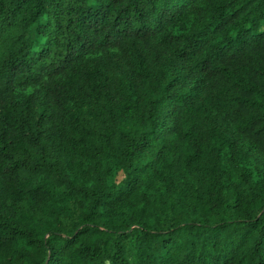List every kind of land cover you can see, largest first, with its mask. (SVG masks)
<instances>
[{
    "label": "trees",
    "instance_id": "1",
    "mask_svg": "<svg viewBox=\"0 0 264 264\" xmlns=\"http://www.w3.org/2000/svg\"><path fill=\"white\" fill-rule=\"evenodd\" d=\"M0 264H264V0H0Z\"/></svg>",
    "mask_w": 264,
    "mask_h": 264
}]
</instances>
